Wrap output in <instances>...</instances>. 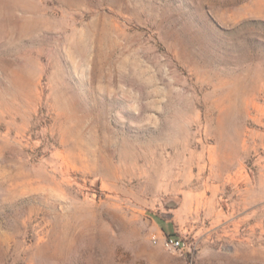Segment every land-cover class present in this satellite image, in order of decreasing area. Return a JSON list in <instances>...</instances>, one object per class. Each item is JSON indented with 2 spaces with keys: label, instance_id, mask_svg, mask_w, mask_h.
Here are the masks:
<instances>
[{
  "label": "rangeland",
  "instance_id": "rangeland-1",
  "mask_svg": "<svg viewBox=\"0 0 264 264\" xmlns=\"http://www.w3.org/2000/svg\"><path fill=\"white\" fill-rule=\"evenodd\" d=\"M0 264H264V0H0Z\"/></svg>",
  "mask_w": 264,
  "mask_h": 264
},
{
  "label": "built area",
  "instance_id": "built-area-1",
  "mask_svg": "<svg viewBox=\"0 0 264 264\" xmlns=\"http://www.w3.org/2000/svg\"><path fill=\"white\" fill-rule=\"evenodd\" d=\"M152 241L155 244H161L166 248L178 249L180 251H189L192 249V243L188 241V237L184 234L167 236L166 234H153Z\"/></svg>",
  "mask_w": 264,
  "mask_h": 264
},
{
  "label": "crops",
  "instance_id": "crops-1",
  "mask_svg": "<svg viewBox=\"0 0 264 264\" xmlns=\"http://www.w3.org/2000/svg\"><path fill=\"white\" fill-rule=\"evenodd\" d=\"M165 222H166V224H165V222H164V227H165V225H172L173 224V222L171 221V219L170 218H167V219H165L164 220ZM158 225L160 226V233H164L165 234V232H164V229H163V224L161 225V224H159L158 223ZM168 227H170V226H168Z\"/></svg>",
  "mask_w": 264,
  "mask_h": 264
},
{
  "label": "trees",
  "instance_id": "trees-1",
  "mask_svg": "<svg viewBox=\"0 0 264 264\" xmlns=\"http://www.w3.org/2000/svg\"><path fill=\"white\" fill-rule=\"evenodd\" d=\"M164 232L167 236H174V235H178L177 233H172V232H168L167 229L163 226Z\"/></svg>",
  "mask_w": 264,
  "mask_h": 264
},
{
  "label": "water",
  "instance_id": "water-1",
  "mask_svg": "<svg viewBox=\"0 0 264 264\" xmlns=\"http://www.w3.org/2000/svg\"><path fill=\"white\" fill-rule=\"evenodd\" d=\"M94 195H95V194H94ZM174 202H175L174 199H169V200L167 201L168 204H173Z\"/></svg>",
  "mask_w": 264,
  "mask_h": 264
},
{
  "label": "bare ground",
  "instance_id": "bare-ground-1",
  "mask_svg": "<svg viewBox=\"0 0 264 264\" xmlns=\"http://www.w3.org/2000/svg\"><path fill=\"white\" fill-rule=\"evenodd\" d=\"M93 195H94V194H93ZM94 197H95V195H94ZM176 201H177V200L175 199V202H174L173 204H175V203H176Z\"/></svg>",
  "mask_w": 264,
  "mask_h": 264
}]
</instances>
